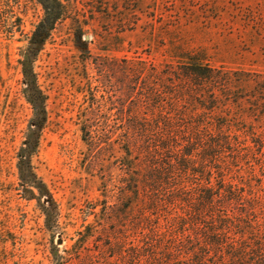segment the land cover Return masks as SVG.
<instances>
[{"label":"rangeland","instance_id":"obj_1","mask_svg":"<svg viewBox=\"0 0 264 264\" xmlns=\"http://www.w3.org/2000/svg\"><path fill=\"white\" fill-rule=\"evenodd\" d=\"M63 3L68 16L47 23L30 58L45 109L30 153L22 62L43 8L0 0V264H137L134 211L121 214L114 196L123 131L165 115L179 51L214 68V120L252 148L231 167L264 183V0Z\"/></svg>","mask_w":264,"mask_h":264},{"label":"trees","instance_id":"obj_2","mask_svg":"<svg viewBox=\"0 0 264 264\" xmlns=\"http://www.w3.org/2000/svg\"><path fill=\"white\" fill-rule=\"evenodd\" d=\"M63 1L38 0L43 16L22 62L24 94L33 115L25 139L29 143L21 152L32 153L38 140L30 134L35 133L34 127L38 134L44 120L43 90L32 63L29 65L36 53L33 45L41 42L40 32L47 23L68 16L64 15ZM71 28L74 37L82 36L83 22L74 20ZM179 52L185 54V61L169 66L165 115L158 114L152 122L123 131L114 196L121 214L126 209L134 211L130 225L136 235L131 261L264 264V183L256 174L248 176L231 167L246 154L243 150L250 152L252 148L232 133L231 125L214 120L222 113L215 93L214 68L196 55ZM87 134L93 138L90 129ZM253 142L257 148L261 146L260 151V139ZM29 174L36 178L33 172ZM45 193L57 208L51 195ZM104 206L109 211L117 207ZM89 227L85 226V241L92 233ZM124 258L121 255V260Z\"/></svg>","mask_w":264,"mask_h":264}]
</instances>
